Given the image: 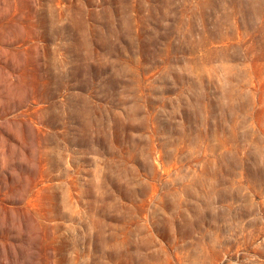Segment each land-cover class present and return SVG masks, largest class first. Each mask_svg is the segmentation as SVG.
Masks as SVG:
<instances>
[{
    "label": "rangeland",
    "instance_id": "rangeland-1",
    "mask_svg": "<svg viewBox=\"0 0 264 264\" xmlns=\"http://www.w3.org/2000/svg\"><path fill=\"white\" fill-rule=\"evenodd\" d=\"M0 264H264V0H0Z\"/></svg>",
    "mask_w": 264,
    "mask_h": 264
}]
</instances>
